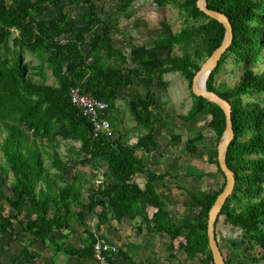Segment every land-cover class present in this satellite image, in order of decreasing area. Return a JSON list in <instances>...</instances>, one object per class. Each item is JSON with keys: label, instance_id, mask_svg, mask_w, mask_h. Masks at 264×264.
Masks as SVG:
<instances>
[{"label": "trees", "instance_id": "16d2710c", "mask_svg": "<svg viewBox=\"0 0 264 264\" xmlns=\"http://www.w3.org/2000/svg\"><path fill=\"white\" fill-rule=\"evenodd\" d=\"M64 1L0 0V129L6 133L0 140V170L6 177L12 176L5 201L13 210L7 215L0 210V236L10 232L13 241L22 237L48 244L55 242L58 234L71 232L75 221L87 227L84 212L76 213L74 208L85 207L84 184L93 183L94 178L82 171L68 178L69 167L77 163L104 168V179L96 187L92 185L88 201L90 210L101 208L97 213L100 224L139 217L149 231L165 234L173 241L181 239L180 252L199 257L200 264H214L207 233L208 214L226 184L218 160L226 116L219 105L195 95L191 87L203 62L221 45L224 25L201 11L197 0H154L160 7H178L185 25L177 32L159 34L154 46H134L126 53L115 43L118 25L99 15L95 0H69L82 9L78 19L66 9ZM116 1L115 11L130 17L138 0ZM207 1L209 8L227 14L234 32L232 45L207 82L208 89L231 102L235 133L226 160L235 173L236 184L216 221V238L222 249L218 224L225 216L226 223L239 232L232 246L245 252L259 248L253 257L258 263L264 261V69L256 71L252 67L264 60V0ZM51 10L53 15L47 16ZM26 50L39 63L27 62ZM162 50L167 52L164 57L160 56ZM229 58L245 64L244 72L234 86H218L217 75ZM49 71L53 83L48 82ZM170 72H179L188 81L193 97L190 111L181 118L186 122L209 118L208 126L216 138L208 163L216 164L224 176L218 188L187 191L191 198L186 203L187 211L199 207L195 218L176 219L171 214L155 184L168 173L151 170L138 155L158 146L157 124L164 121V115L161 106L155 104L153 87L165 90L169 83L163 76ZM137 80L144 90L137 89L128 100L138 131L137 141L130 143L128 134L119 128L115 110L117 101ZM76 86L108 103L107 116L117 132L114 137L95 135L90 119L72 103L70 93ZM196 127H190L192 135L185 144L193 155L197 154L198 140H205ZM181 138V134L172 136L175 145ZM61 139L79 142L68 147L66 158L59 150ZM193 170L188 174L197 173ZM201 173L208 175L211 171L201 169ZM138 175L145 177L143 187L136 181ZM148 207L155 208L152 217ZM89 233L84 248L60 249L79 259L93 258V244L101 237ZM20 256L30 264L40 258L28 246L20 249ZM28 263L19 257L12 261ZM226 263L233 264L228 257Z\"/></svg>", "mask_w": 264, "mask_h": 264}, {"label": "rangeland", "instance_id": "374dc122", "mask_svg": "<svg viewBox=\"0 0 264 264\" xmlns=\"http://www.w3.org/2000/svg\"><path fill=\"white\" fill-rule=\"evenodd\" d=\"M116 3V0H95L96 10L99 15L106 22L118 25L119 32L114 36L115 43L117 46L123 48L126 53H129L130 49L134 46H154L159 34L164 32H177L185 25L183 14L178 7L172 4L160 7L154 0H138L133 4L130 10L132 16L127 17L123 13L115 11L114 6ZM63 4L77 19L79 18L78 14L82 9L76 5H71L69 0H65ZM53 13V10H51L47 13V16H51ZM176 52L182 54L179 49H176ZM166 55L167 52L163 50L160 52L161 57ZM24 58L29 63H39V59L28 50L24 52ZM252 68L256 71H262L264 69V60L259 65L253 66ZM244 69L245 64H237L232 58H229L228 63L224 65L221 72L217 75V85L219 86L222 83H226L229 86H234L240 80ZM49 74L50 78L48 82L53 83L54 78L50 71ZM158 74L159 69L156 71V76H158ZM163 77L164 80L169 83L167 88L164 90L154 86L153 90L156 92L155 104L161 106L164 121L157 124L156 136L158 146L153 148L152 151L146 155V162L148 168L151 170L158 173H168L163 179L157 181H159V187H161V194L165 196L168 202V209L171 211V214H173L176 219L183 216L195 218L198 214L199 207H195L194 212L189 213L187 211L186 203L191 200L187 191L194 190L204 192L213 188H218L224 183V176L217 171L216 164L208 163L210 150L215 145L216 137L214 131L208 126V117H197L190 122H186L181 118L182 114H187L190 111L193 104V97L188 81L179 72H170ZM137 82L138 80L136 83ZM137 89L144 90L140 82L125 91L122 98L117 101V108L115 110V115L118 117L119 128L124 133L128 134L130 143L137 141L138 131L136 129V122L129 110L128 100L133 97ZM194 124L198 127H196L198 129L196 132L200 131L205 136L204 141L198 140L199 148L195 155L188 153L185 146L187 138L192 135L190 127ZM196 132L195 134L197 135L198 133ZM5 134L6 133L0 129V140ZM173 134L182 135L181 142L178 143V145H175L172 140ZM72 144L76 146L79 142L61 139L59 150L63 157H67L68 147ZM49 152L52 153V150L49 149ZM141 154V152H138V155L141 156ZM46 158L47 164L50 163L47 155ZM81 166L77 163L72 164L69 167L67 177L72 178L74 175L73 170L75 168L80 169ZM85 166L92 167L91 165ZM193 167L195 170H193ZM191 168L193 171H197V173L188 174ZM201 169L205 172L211 171V173L208 175L202 174ZM103 172L104 168L96 169V171L91 174L90 178H94L96 182L103 178ZM140 177L143 183L145 177H143V175H140ZM11 181L12 176L6 177L0 170V210L6 215L13 212L5 201V195L10 194ZM157 181H155V183ZM150 212H148L150 213L149 216L152 217L155 208H152ZM16 226L18 230L22 229L18 223ZM218 232L222 251L225 257H228L233 264H264V261L258 263L253 261V257L255 253L258 252L259 248H256L254 251L245 252L243 249H237L232 246V242L236 238H239V232H235L232 227L226 223L225 216L220 217ZM163 236V240H168L164 239L167 237L166 235ZM180 240L181 239H177L173 242V249L167 246L160 251L158 264H200L199 257H188L187 254L179 251L178 244ZM26 244V241H24L22 237H18L16 241H13L10 232L1 235L0 264H12L15 256H18L22 261L26 262V257L19 255L20 249L24 248ZM172 254H176L177 257H173ZM241 261L243 262L240 263Z\"/></svg>", "mask_w": 264, "mask_h": 264}, {"label": "crops", "instance_id": "0c3cea01", "mask_svg": "<svg viewBox=\"0 0 264 264\" xmlns=\"http://www.w3.org/2000/svg\"><path fill=\"white\" fill-rule=\"evenodd\" d=\"M148 153L149 152H145V154L143 153L141 155L147 167L146 155ZM79 171L88 173L91 176L96 169L90 166H81L80 169L75 168L73 170L74 174ZM103 179L104 176L96 182L93 181V183L88 182L84 184L82 201L85 207L82 210L80 207L74 208L76 213L79 211L84 212V220L87 227H83L79 221H75L72 225L71 232L64 231V234H58L56 241H51L48 244H44L38 240H33L32 242L31 239L24 240L30 251H33L35 255H39L41 258H37L35 264H97L92 257L79 259L76 256L68 255L62 247L60 249V246H72L75 249L84 248L89 242V232H93L96 237L104 238L118 246V251L113 255L115 264H158L160 251L167 246L173 249L174 241L172 239L166 235L168 238L166 237L164 239L168 240H163V235L165 234L161 235V233L149 231L147 226L142 224L141 218L139 217L136 219L125 217L121 221L113 219L100 224L97 213L101 211V208L98 207L96 211L90 210L88 208V201L92 185L96 187ZM136 181L141 187L144 186L145 180L142 183V179L139 175ZM155 184L156 186L158 185L157 188L161 191L159 181ZM151 209L152 207H148V212H150ZM15 257L17 258L18 256ZM26 262L28 263V261Z\"/></svg>", "mask_w": 264, "mask_h": 264}, {"label": "water", "instance_id": "95a60500", "mask_svg": "<svg viewBox=\"0 0 264 264\" xmlns=\"http://www.w3.org/2000/svg\"><path fill=\"white\" fill-rule=\"evenodd\" d=\"M197 6L210 18L218 20L225 27V35L221 45L203 62L200 69L196 72L192 81L191 89L195 95L207 98L208 100L219 105L223 109L226 116V127L218 143V160L219 165L225 174L226 184L223 191L218 195L216 201L209 210L207 233L214 264H227L226 257L223 254L216 238V221L226 201L234 193L236 184L235 173L229 167L226 160L228 147L235 137L232 119L233 107L229 100L223 98L216 91L208 89L207 82L214 69L218 66L223 54L232 45L234 40V32L233 25L227 14L209 8L207 0H197ZM203 77H205V80L201 85L200 81Z\"/></svg>", "mask_w": 264, "mask_h": 264}, {"label": "built area", "instance_id": "2783aa9c", "mask_svg": "<svg viewBox=\"0 0 264 264\" xmlns=\"http://www.w3.org/2000/svg\"><path fill=\"white\" fill-rule=\"evenodd\" d=\"M70 94L72 103L79 107L83 115L92 122L95 135L99 133H105L110 137L116 135V131L107 116L108 103L84 92L80 86L73 87ZM117 251L118 246L104 238L97 239L93 244V257L97 264H115L113 255Z\"/></svg>", "mask_w": 264, "mask_h": 264}, {"label": "bare ground", "instance_id": "6f19581e", "mask_svg": "<svg viewBox=\"0 0 264 264\" xmlns=\"http://www.w3.org/2000/svg\"><path fill=\"white\" fill-rule=\"evenodd\" d=\"M204 80H205V77H203L202 79H201V85L204 83Z\"/></svg>", "mask_w": 264, "mask_h": 264}]
</instances>
